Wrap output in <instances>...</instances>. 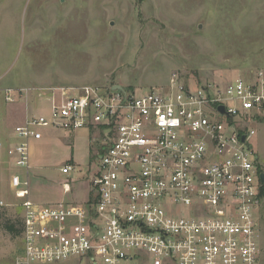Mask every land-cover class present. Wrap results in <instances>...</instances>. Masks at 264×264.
I'll return each instance as SVG.
<instances>
[{"label":"built area","instance_id":"1","mask_svg":"<svg viewBox=\"0 0 264 264\" xmlns=\"http://www.w3.org/2000/svg\"><path fill=\"white\" fill-rule=\"evenodd\" d=\"M48 101L16 128L6 152L30 170L31 142L45 129L98 128L92 198L39 204L29 179L13 174L23 252L11 264H261L262 181L252 126L264 120V69L225 84L173 77L143 93L66 88Z\"/></svg>","mask_w":264,"mask_h":264},{"label":"rangeland","instance_id":"2","mask_svg":"<svg viewBox=\"0 0 264 264\" xmlns=\"http://www.w3.org/2000/svg\"><path fill=\"white\" fill-rule=\"evenodd\" d=\"M260 69L264 0H0V264H11L23 252L13 174L28 178L31 198L47 206L79 202L91 189L90 160L82 172L63 173L68 162L60 164L85 146L71 142L74 134H87L85 129L71 136L49 130L43 140L31 142V155L41 159L48 152V170L17 168L6 152L16 128L37 114L39 104L49 103V96L82 86L120 85L143 93L167 86L173 77L225 84ZM252 127L264 172V120ZM70 179H77L83 192L63 194L62 182ZM257 214L264 264V187ZM9 222L13 232L6 228Z\"/></svg>","mask_w":264,"mask_h":264},{"label":"crops","instance_id":"3","mask_svg":"<svg viewBox=\"0 0 264 264\" xmlns=\"http://www.w3.org/2000/svg\"><path fill=\"white\" fill-rule=\"evenodd\" d=\"M48 108H49V103L43 102V103L39 104V106L37 108V113L44 112ZM84 129L87 132V134H79V135H75L74 134V136H75L73 138L74 140L71 141V142L74 143L76 141V139H78V141H81L82 143H84L85 146L82 147L78 152H74L73 154L68 156L66 158V161H62V162L60 161L61 162L60 164L62 165L64 163L68 162L67 164H71V165L74 166V170L73 171L82 172L80 167L84 166L86 164V162L88 160H90V165L89 166L91 167V169H89V171H91V177H92L93 169H94L95 164H96V162L98 160V154L102 150V147L100 145L102 134L99 131V129L96 128V127H90V128H84ZM45 130H44V135L46 134L45 132H48L49 130L64 132L68 136L69 135L71 136L72 133L75 132V131L66 132V131L55 130V129H50V128L49 129H45ZM76 131H78V130H76ZM44 138H45V136H44ZM97 139H99V140H97ZM36 145L37 144H35V146ZM32 148H33V146H32ZM30 149H31V146H30ZM30 153H31V151H30ZM46 153L47 154H44V156L41 159H40V157H37V156L35 157L32 154L31 155V160H30V164H31V168L30 169H33V170H35L37 172H41V171L45 170L46 167H48V165H47L48 152H46ZM46 170H48V169H46ZM46 175H48L49 178L53 177V173H51L49 171H48V173ZM55 177H56V175H55ZM56 180H58V179H56ZM70 180L71 181H67L66 180V181L62 182L63 194H66V195L70 194V193L73 194V189L75 190L74 194H78L80 192H83V190L80 188L79 181H77V179L76 180L75 179H70ZM72 180H74V181H72ZM90 180H89V182H90ZM75 182H78V185H76ZM65 183H68V185H69V188H70L69 192L65 191V188H64V184ZM90 185H91V183H90ZM90 190L91 189L84 190L85 194L83 195V197L81 198V201H79V202H70V201L69 202L65 201V202L69 203V204H82V203H85V202L90 200V197H91V191ZM30 198H31V195H30ZM61 200H59V201H61Z\"/></svg>","mask_w":264,"mask_h":264},{"label":"trees","instance_id":"4","mask_svg":"<svg viewBox=\"0 0 264 264\" xmlns=\"http://www.w3.org/2000/svg\"><path fill=\"white\" fill-rule=\"evenodd\" d=\"M263 187H264V184L262 183L261 192H262ZM21 223H22V221H21ZM6 228L8 231L13 232L15 229V225L13 223L9 222V224L6 225Z\"/></svg>","mask_w":264,"mask_h":264},{"label":"water","instance_id":"5","mask_svg":"<svg viewBox=\"0 0 264 264\" xmlns=\"http://www.w3.org/2000/svg\"><path fill=\"white\" fill-rule=\"evenodd\" d=\"M116 87L119 88V89H122V86H120V85L119 86L118 85L115 86V88ZM220 109L224 111V108L223 107H221ZM242 139L244 140L245 138L243 137ZM260 178H261L262 183L264 184V172H261Z\"/></svg>","mask_w":264,"mask_h":264}]
</instances>
